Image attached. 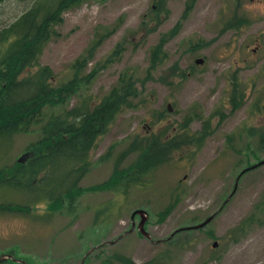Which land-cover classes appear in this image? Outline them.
<instances>
[{"label":"rangeland","instance_id":"1","mask_svg":"<svg viewBox=\"0 0 264 264\" xmlns=\"http://www.w3.org/2000/svg\"><path fill=\"white\" fill-rule=\"evenodd\" d=\"M33 2L0 0V27ZM39 63L55 85L78 80L46 116L96 104L127 70L136 96L97 138L71 208L37 217L48 211L42 198L34 215L0 211V264H121L117 255L136 264H264V0H81L63 9ZM38 130L14 137L10 162ZM154 154L163 158L135 183L105 188L116 170ZM20 200L0 187V203Z\"/></svg>","mask_w":264,"mask_h":264},{"label":"trees","instance_id":"2","mask_svg":"<svg viewBox=\"0 0 264 264\" xmlns=\"http://www.w3.org/2000/svg\"><path fill=\"white\" fill-rule=\"evenodd\" d=\"M80 1L34 0L17 18L0 27V187L22 197L18 202L0 203L2 212L34 215L31 208L42 198L48 211L37 217L49 218L71 208L84 191L80 181L92 167L89 152L96 146L97 138L106 133L121 111L133 105L136 79L127 70L96 104L83 101L65 110L64 115L46 116L45 109L64 105L78 91V80L73 77L55 85L53 70L40 64L39 56L54 33V25L61 21L63 9ZM155 10L158 16L164 7L159 4ZM165 40L162 37L152 48L150 67L162 59ZM230 101L236 104L233 96ZM186 123L181 126L186 128ZM36 126L39 136L28 144L23 162H10L14 137ZM260 140L264 141V134ZM162 142L168 143V139ZM162 158L154 154L150 161H142L130 172L116 170L105 188L120 191L122 184L125 188L135 183ZM117 260L136 264L124 255H117Z\"/></svg>","mask_w":264,"mask_h":264},{"label":"water","instance_id":"3","mask_svg":"<svg viewBox=\"0 0 264 264\" xmlns=\"http://www.w3.org/2000/svg\"><path fill=\"white\" fill-rule=\"evenodd\" d=\"M201 62H202L201 59H196V60H195V63H196V64H200ZM167 107H168V110L171 109L169 104H168ZM26 156H27V153H26V152L23 153L22 156L18 159V161L23 162V160L25 159ZM258 163L263 165V164H264V160H262V161H260V162H258ZM135 214H140V217H141V220H140V223H139V226H138L140 233H141L143 236L148 237V234L145 232V229H144V226H143V225H144V222H145V220H146V213H145V211H144V210H141V209H137V210H135V211L133 212V216H134ZM210 219H211V218H207V220H205L204 222L200 223L199 225H196L195 227L198 228V227L203 226L204 223H206V222L209 221ZM213 246H216V242L213 243Z\"/></svg>","mask_w":264,"mask_h":264},{"label":"flooded vegetation","instance_id":"4","mask_svg":"<svg viewBox=\"0 0 264 264\" xmlns=\"http://www.w3.org/2000/svg\"><path fill=\"white\" fill-rule=\"evenodd\" d=\"M156 6V5H155Z\"/></svg>","mask_w":264,"mask_h":264}]
</instances>
